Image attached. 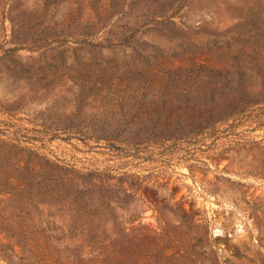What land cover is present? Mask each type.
<instances>
[{"label":"rangeland","instance_id":"rangeland-1","mask_svg":"<svg viewBox=\"0 0 264 264\" xmlns=\"http://www.w3.org/2000/svg\"><path fill=\"white\" fill-rule=\"evenodd\" d=\"M0 180L97 264H264V0H0Z\"/></svg>","mask_w":264,"mask_h":264},{"label":"trees","instance_id":"trees-1","mask_svg":"<svg viewBox=\"0 0 264 264\" xmlns=\"http://www.w3.org/2000/svg\"><path fill=\"white\" fill-rule=\"evenodd\" d=\"M3 184L0 180V235L9 242L3 246L1 253L10 263L97 264L93 257H83L81 246L67 244L61 247L58 242H61L62 237L59 235L63 233L51 222L44 220V213L38 208L41 201L36 202L33 207L35 211L20 209L16 194L4 196L11 191L9 187H3ZM16 246L20 247L19 251ZM63 252L69 254L63 257Z\"/></svg>","mask_w":264,"mask_h":264}]
</instances>
